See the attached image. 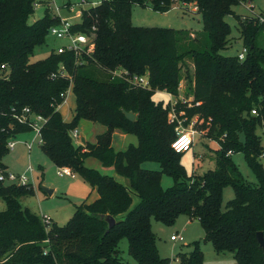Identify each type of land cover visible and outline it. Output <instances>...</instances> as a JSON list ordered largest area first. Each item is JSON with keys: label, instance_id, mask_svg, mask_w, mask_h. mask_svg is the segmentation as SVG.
Here are the masks:
<instances>
[{"label": "trees", "instance_id": "1", "mask_svg": "<svg viewBox=\"0 0 264 264\" xmlns=\"http://www.w3.org/2000/svg\"><path fill=\"white\" fill-rule=\"evenodd\" d=\"M243 1L100 0L83 8L73 26L92 36L90 52L53 49L31 61L60 15L47 5L44 15L30 22L38 0H0V173L8 172L3 158L10 151L9 140L32 130L16 116L29 106L46 118L43 152L98 193L95 200L78 205L66 224L53 222L47 230L42 217L20 202L35 192L34 186L0 181V198L7 204L0 211V264H128L119 249L123 238L136 264H171L172 258L159 253L152 220L170 226L183 215L198 220L205 237L176 255L180 264H204L203 241L217 253H233L235 264H264L257 239L258 232L264 235V146L257 131L264 128V47L259 44L264 26L257 16L236 11ZM176 2L202 14L205 35L132 23L134 4L166 11ZM231 14L247 47L243 59L221 52L232 41ZM116 70L148 74L149 85L130 82ZM184 78L193 94V104H184L185 113L190 119L197 115L196 127H208V136L219 144L216 167L203 174H188L182 153L172 147L176 130L168 121L169 104L154 98L158 89L178 95ZM70 86L76 106L73 117L65 120L59 105ZM124 110L135 112V119ZM83 119L106 125L96 142L75 144L72 130ZM116 128L135 134L138 144L115 150ZM236 152L245 154L258 183L245 180L232 159ZM88 157L112 166L128 182L88 167ZM146 162H157L160 169L143 167ZM163 174L173 178L172 186L163 187ZM229 186L235 196L223 205ZM133 195L140 200L131 208ZM107 216L116 219L112 228Z\"/></svg>", "mask_w": 264, "mask_h": 264}, {"label": "rangeland", "instance_id": "2", "mask_svg": "<svg viewBox=\"0 0 264 264\" xmlns=\"http://www.w3.org/2000/svg\"><path fill=\"white\" fill-rule=\"evenodd\" d=\"M100 0H38V3L35 6L33 14L29 17V21L32 22L44 15L45 8L47 5H50L53 11H57L56 7L60 8V12L63 16L68 17L72 21L81 20V11L83 8L90 7L94 4H97ZM71 3L70 6L73 7V10L70 11L67 3ZM194 8V7H193ZM235 9L241 16L249 15H259L260 13L264 14V0H244L242 3L235 6ZM132 23L135 25L141 26H167L173 27L176 29H186L190 32H195V34L203 36L206 34L203 25V17L200 12H197L196 9L193 10L190 8H184L181 4L177 2L168 10L160 11L152 8L149 5L134 4L132 8ZM227 19L231 22L232 33H231V44L221 50L222 53L230 55L240 52L244 45L242 38L240 37L239 21L234 15H228ZM63 39L58 38L56 35L49 32L46 37V41L38 45L34 52L30 56L31 61L38 60L47 56L51 50L55 49L59 44L63 43ZM94 44V41H93ZM259 44L264 47V31L259 35ZM120 73V70H116L114 74ZM190 82L185 78L181 80L179 85V94L178 97V106L177 111L178 115L183 120V126L189 127L193 124L196 127V121L198 116L194 115L190 117L184 111V104L192 105L193 104V94L191 92L192 88L189 86ZM167 90L158 89L154 93V98L159 101L163 100L167 105L169 104V95ZM74 93L72 89L69 90L67 94V99L70 102H74ZM168 121L175 123L176 121ZM83 124V127L82 125ZM104 124L98 121L83 119L79 124V131L84 130L88 134L96 131L98 134L103 132ZM197 128V127H196ZM198 133L195 137L194 147L187 152L182 153V163L189 175L192 174H203L209 169L216 167V149L218 142L212 137L208 136V127L207 128H197ZM257 131L261 134L262 144L264 146V128L258 127ZM177 132V130H176ZM75 144H80V137L73 138ZM16 141V147L10 149L9 153L3 158V162L7 167L8 172H12L17 175L25 174L29 182L34 186L35 192L31 195H25L20 197V202L23 207L29 208L32 212L36 213L38 216L42 217L43 215H49L53 218L54 222L58 225L66 224L70 218L74 215L78 205L83 203L85 200H89L93 195L94 191L89 182L84 180L79 174H75V177L71 176H61L58 173L59 168L51 161V159L43 152L41 148L40 139L36 137V132L25 131L14 138ZM138 144V139L134 134H129V143ZM32 144V149L29 148V145ZM128 145H125L126 147ZM119 146V147H118ZM121 145H116L118 148ZM195 157V161H194ZM232 159L238 166L240 172L242 173L245 180L252 184L258 183V177L255 172L252 170L246 156L243 152H236L232 154ZM262 162L264 163V155L262 156ZM85 164L90 167L99 170L102 173L108 175H116L115 170L109 172H103L105 170L104 165L95 157H88L85 160ZM30 167L32 170H30ZM143 167L148 169L159 170L160 165L157 162H146L143 164ZM126 179V178H125ZM126 182L128 180L126 179ZM4 183H11L10 181H5ZM174 183L173 178L167 174H163L162 185L164 188L172 186ZM48 187L54 190L53 194L50 195L43 187ZM235 192L232 187L225 188L223 192V205L234 198ZM139 197L133 195V204L134 207L139 202ZM7 208L5 200L0 198V211H4ZM187 218L181 217L176 221L174 225H165L155 219L152 220V225L154 232L157 235V241L163 247L164 250L168 252V257L172 258V264H176L175 253L179 250L185 251L187 245H190L193 241L198 240L197 232L196 235L188 236L187 232L184 233L183 229L187 223ZM162 226V230L159 231L158 226ZM190 225H201L198 221ZM171 233H179L183 235L182 238H179L177 242H172L170 240ZM190 233H193V229L190 230ZM203 240V239H199ZM212 247L210 242H204L206 245ZM176 248V251H175ZM119 249L121 256L128 264H136L135 260L129 253V244L126 238H123L119 243ZM233 253L222 254L224 258L221 264H234ZM205 264V259H204ZM206 264H218L212 258L209 259L207 256Z\"/></svg>", "mask_w": 264, "mask_h": 264}, {"label": "built area", "instance_id": "3", "mask_svg": "<svg viewBox=\"0 0 264 264\" xmlns=\"http://www.w3.org/2000/svg\"><path fill=\"white\" fill-rule=\"evenodd\" d=\"M70 11L73 10V7H69ZM56 13L60 15L61 21L58 24H54L50 27V32L54 35H56L58 38L63 39V43L59 44L55 50L57 52H64L66 50H73L76 54H80L83 51L90 52L93 49V39L92 36L89 35L86 32L83 31H77L73 28L74 24L77 22L70 20L68 17H65L61 14L60 8L56 7ZM258 20L263 24L264 26V14L260 13L259 15H256ZM247 47H243V49L238 52L239 58L243 59L246 55ZM5 64H2L1 67H4ZM63 66V65H62ZM118 74V72H117ZM119 76H122L126 78L130 82H134L137 84H141L144 86L149 85V77L148 74H142L138 75L136 73H131L127 70H120ZM71 89V86L64 92L61 93V95L64 97V101L67 99V94L69 90ZM169 96H171L169 101V120L176 121L178 124H176V138L172 143V147L179 153H184L187 151H190L195 143V137L196 133H198V129L191 124L189 127L183 126V120L178 115L177 106H178V96L170 91H168ZM62 104V103H61ZM60 104V105H61ZM59 105V106H60ZM253 113H257L256 109L252 110ZM16 116L21 121H27L30 126L32 127V130L36 132V137L40 139V142H42L41 138V130L43 127L44 122L46 121V118L43 114L35 112L31 109L29 106H24L21 109L20 113H17ZM72 136L73 138L78 137V132L76 129L72 130ZM16 145V141L14 138H11L8 142L9 149H14ZM232 151L229 152L231 154ZM58 173L61 176L68 175V176H74L75 173L73 170L68 166H62L58 167ZM30 170L32 168L30 167ZM0 181H10L13 183L18 184H28L30 183L27 176L25 174L23 175H17L12 172H1L0 173ZM42 220L46 226V229L49 230L52 226L53 220L49 215H43ZM179 238H182L179 235H172V240H178Z\"/></svg>", "mask_w": 264, "mask_h": 264}, {"label": "crops", "instance_id": "4", "mask_svg": "<svg viewBox=\"0 0 264 264\" xmlns=\"http://www.w3.org/2000/svg\"><path fill=\"white\" fill-rule=\"evenodd\" d=\"M177 4H179V2H177ZM192 33H194V32H192ZM71 89H72V87H71ZM72 92H73V90H72ZM74 93V92H73ZM168 93V92H167ZM74 95H75V93H74ZM168 95H169V93H168ZM171 98V96H169V99ZM75 106H76V96H74V102H70V100L69 99H66L65 100V102H63L60 106H59V109H60V111L62 112V114H63V117H64V119L65 120H70L72 117H73V114H74V109H75ZM82 121V120H81ZM81 123V122H80ZM103 124V123H102ZM82 125V127H83V124H81ZM78 127H79V125H78ZM78 127L76 128V130H77V132H78V134H79V137H80V144H82V140L83 139H85V143H87L88 141L89 142H91V143H94V142H96V139H97V132L96 131H93V132H91V133H87V132H85L84 130H82V131H79V129H78ZM106 129V125L104 124V127H103V131ZM29 131H32V130H29ZM22 133V132H21ZM20 134V133H19ZM129 134H132V133H128V132H126V131H124L123 129H121V128H116L115 130H114V132H113V138H112V145H113V147L115 148V150H125V149H127L130 145H132L133 143H130L129 145H128V143H129ZM134 136H135V134H134ZM136 138H137V136H136ZM138 139V138H137ZM84 143V144H85ZM121 145V147H124L125 145H128L127 147L125 146V148H118V147H116V145ZM133 145H136V144H133ZM194 145H195V143H194ZM15 147H16V145H15ZM14 147V148H15ZM194 147V146H193ZM219 147V144H218V146H217V148ZM29 148L30 149H32V144H30L29 145ZM194 161H195V157H194ZM105 167V170H103V172H109V173H111V170H113L114 168L111 166V167H106V166H104ZM115 170V169H114ZM105 174V173H104ZM116 175L117 176H115V175H113L112 174V176H114L117 180H119V181H121V182H123V183H127L126 182V179L124 178V177H122V176H120V175H118L117 173H116ZM64 176H68V175H64ZM76 175H74V176H71V177H75ZM53 192H54V190H53ZM53 192H52V194H53ZM52 194H50V195H52ZM96 198H98V193H97V191L95 190L94 191V195L88 200V201H93V200H95ZM185 215H183V216H180L179 218H178V220L181 218V217H184ZM186 218H187V223L189 224V225H185L184 226V229H183V231H184V233H186L187 232V235L188 236H193V235H196L195 234V232L196 231H198L197 232V236L196 237H198V240L199 239H203L204 237H205V231H204V229H203V227L201 226V225H190V224H192V223H196L198 220H191L188 216H185ZM52 218V217H51ZM52 220H53V218H52ZM53 222H54V220H53ZM199 222V221H198ZM200 223V222H199ZM153 226L154 225H152V228H153ZM158 229H159V231H161L163 228H162V226L160 225V226H158ZM191 229H193V233L194 234H192V233H190V230ZM153 231H154V228H153ZM172 235H179V233H171V235H170V240L172 241V242H177L178 240H172L171 239V236ZM181 235V237H183V235L182 234H180ZM157 246H158V249H159V253H160V255L161 256H163V257H168V252L166 251V250H164L163 249V247L159 244V242L157 241ZM189 250H191V247H190V245H187V249L185 250V251H189ZM203 250H204V253H205V264H206V259H207V256L209 257V259H213L215 262H217L218 264H221V262L223 261V259L225 258H223L222 257V254H220V253H217L215 250H214V248H213V245H212V247L211 246H209L208 245V243H206V245L204 244V246H203ZM175 251H176V248H175ZM181 252V251H180ZM179 253V250L175 253V255H173V256H176L177 254ZM224 255L226 254V253H223ZM233 257V256H232ZM233 259H234V257H233ZM176 264H180V262H179V260L177 259L176 260V262H175ZM135 264V263H134ZM171 264H172V262H171ZM234 264H235V261H234Z\"/></svg>", "mask_w": 264, "mask_h": 264}, {"label": "water", "instance_id": "5", "mask_svg": "<svg viewBox=\"0 0 264 264\" xmlns=\"http://www.w3.org/2000/svg\"><path fill=\"white\" fill-rule=\"evenodd\" d=\"M124 112H125L126 116L129 119H131V120L135 119V117H136L135 112H133V111H127V110H124ZM85 142H86L85 139H83L82 140V144H84ZM43 189L46 190L49 194H52V192H53V189L48 188V187H45V186L43 187ZM106 220H107V222L109 224V228H112L115 225V223H116V219L113 216H107L106 217ZM257 239H258L261 247L264 250V235H263V232H258L257 233Z\"/></svg>", "mask_w": 264, "mask_h": 264}]
</instances>
